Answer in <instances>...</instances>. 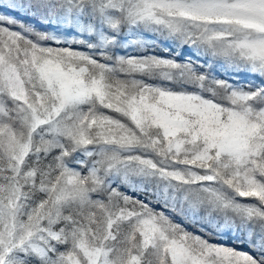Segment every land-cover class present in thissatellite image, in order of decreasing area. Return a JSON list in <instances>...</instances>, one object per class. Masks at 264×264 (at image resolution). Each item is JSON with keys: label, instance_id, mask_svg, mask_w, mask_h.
I'll return each mask as SVG.
<instances>
[{"label": "snow or ice", "instance_id": "snow-or-ice-1", "mask_svg": "<svg viewBox=\"0 0 264 264\" xmlns=\"http://www.w3.org/2000/svg\"><path fill=\"white\" fill-rule=\"evenodd\" d=\"M0 264H264V0H0Z\"/></svg>", "mask_w": 264, "mask_h": 264}, {"label": "rangeland", "instance_id": "rangeland-1", "mask_svg": "<svg viewBox=\"0 0 264 264\" xmlns=\"http://www.w3.org/2000/svg\"><path fill=\"white\" fill-rule=\"evenodd\" d=\"M250 199V198H249Z\"/></svg>", "mask_w": 264, "mask_h": 264}]
</instances>
